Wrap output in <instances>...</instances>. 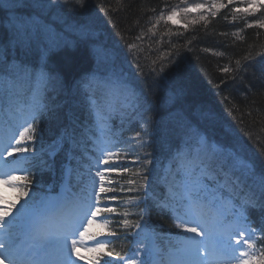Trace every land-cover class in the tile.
Returning <instances> with one entry per match:
<instances>
[{"label":"snow or ice","instance_id":"obj_1","mask_svg":"<svg viewBox=\"0 0 264 264\" xmlns=\"http://www.w3.org/2000/svg\"><path fill=\"white\" fill-rule=\"evenodd\" d=\"M19 4L20 0H0V11L5 13L0 17V30L8 32L6 41L0 37V81L7 83L10 101L19 100L26 84L35 87L23 105L27 116L0 148V186L12 192L11 196L0 193V264L4 260L8 264H160L155 240L166 234L158 233L146 219L150 205L169 213L172 226L180 230L167 237L184 257L179 264H264V247L257 249L256 244L257 240L264 244V152L257 167L240 150L211 140L200 124L211 126L215 118L210 110L200 107L187 106L178 125L171 120L156 124L151 116L153 103L138 87L137 78L145 75L138 58H133L134 72L129 73L117 65L114 51L95 43L97 32L85 15L87 0H33L36 8L79 12V19L64 22L80 42H92L93 52L104 53L97 56V66L90 73L74 83L67 81L62 73L49 68V59L60 45L44 38L38 17L24 20L9 15ZM248 4L250 7L235 11L250 14L264 7L257 0H248ZM221 7L226 5H211ZM203 9V3L173 9L166 17L161 13L156 22L173 21L181 13ZM259 26L264 27V22ZM34 51L39 53L35 65L28 61ZM17 52L22 59L17 58ZM236 64L239 66L240 61ZM150 71L153 83L163 88L160 105L171 117L178 106L186 105L188 95L185 87L176 85L180 66L167 73L164 66ZM48 91L53 93L51 99L42 95ZM64 93L66 99L57 101L56 97ZM78 96L82 101L76 99ZM81 102L89 119L94 118V126L105 131L103 138L93 139L89 135L93 125L81 124L75 111ZM114 115L120 116L121 128L127 123L138 130L124 139L122 133L108 127ZM41 119L56 121L53 138L47 144L38 131ZM175 134L183 136L184 144L175 151L160 181L152 178L147 167L151 160L136 171L121 163L134 156L135 164L140 159L135 155L137 149L152 142L167 146ZM89 143L95 155L88 157L87 167L81 171ZM61 153L65 159L60 165L65 193L73 181L80 184L85 175L88 177L81 188L83 194L73 195L71 212L65 211L68 200L64 195L32 194L33 169L55 172L56 157ZM125 173L135 179L122 182L113 177ZM159 182L168 188L163 196L156 191ZM253 185L258 186L259 193ZM250 210L262 213L258 228L251 227ZM133 216L135 219L130 218ZM129 236L133 238L131 246L122 254L124 245L121 243V251H117L116 241H126Z\"/></svg>","mask_w":264,"mask_h":264},{"label":"trees","instance_id":"obj_2","mask_svg":"<svg viewBox=\"0 0 264 264\" xmlns=\"http://www.w3.org/2000/svg\"><path fill=\"white\" fill-rule=\"evenodd\" d=\"M20 1L19 6L26 11H43L42 18L71 23L81 15L68 9L44 11L34 7L33 0H26V3ZM225 1L223 5L226 7L212 8L210 13L203 14V19L202 15L189 16L184 20V25H176L166 19L156 22L161 13L166 17V13L177 6L179 0H87L85 15L97 32L95 43L114 51L118 66L132 73L133 58H138L145 73L137 78L138 87L148 94L153 103L151 116L156 124L171 120L174 126L178 125L172 117H182L188 110L187 106L210 110L215 118L214 123L211 126L201 123L200 128L228 146L241 147L244 154L255 158L261 166V152H264V79L254 64L255 59L264 52V27L259 26L264 22L261 21L264 16L257 18V15L249 16V13H237L235 10L239 4ZM212 12L216 14L212 15ZM249 24L252 26L249 27ZM61 26L64 28L61 32L71 41L59 47L48 65L51 70L62 73L67 81L74 83L97 66L99 53L91 50L92 42H80L68 24L62 23ZM0 37L4 40L3 32H0ZM130 44L135 47L130 49ZM16 56L21 58L18 52ZM237 60L240 61L239 66ZM176 65L181 69L176 85L185 87L188 95L186 105L178 106L170 117L168 110L160 105L163 88L153 83L154 76L150 70H159L164 66L167 73ZM225 67L230 71H222ZM1 85L9 90L6 82L1 81ZM47 93L48 99H51L53 93ZM66 97L67 93H64L56 99L63 101ZM76 99L82 101V97ZM80 113L83 114L82 111ZM55 127L56 121L40 120L38 131L44 143L53 137ZM158 145H161L160 142H152L143 149H137L135 155L140 157L139 161L134 164L133 156L124 162V166L136 171L145 165L144 161ZM113 177L122 182L135 179L131 173H125L122 177L113 174ZM130 218L135 219L134 216ZM154 221L157 225H161V222L167 224L163 216ZM127 241H119L116 244L119 245L118 249H121V243L125 246Z\"/></svg>","mask_w":264,"mask_h":264},{"label":"rangeland","instance_id":"obj_3","mask_svg":"<svg viewBox=\"0 0 264 264\" xmlns=\"http://www.w3.org/2000/svg\"><path fill=\"white\" fill-rule=\"evenodd\" d=\"M185 6H189V5H195L197 3H203L204 4V9L203 10H199V11H204L207 9V2H210V1H213L215 2L216 0H185ZM24 2L26 3L27 1L24 0ZM24 2H22V4H24ZM29 2V1H28ZM174 9H177L176 7ZM179 9V8H178ZM44 11H50L49 9H43ZM173 10V9H172ZM17 11V10H16ZM21 11V13H19ZM199 11H195V12H192L191 14H197L199 13ZM16 14H20L19 16H15V18H20V19H24L26 20L28 17H38V23L39 25L41 26L42 29L45 30V33H44V38L45 39H51L55 42H57L59 45H62V44H66V42H70V39H68L64 34H62L61 31H63V27L61 26L62 23L64 24L65 22L61 21L60 19L59 20H53L52 18H42V14L44 13L43 11L39 10V9H36V10H29V11H26L24 9H18V12H15ZM14 13V14H15ZM169 14V12H168ZM189 14V13H188ZM203 15V13H202ZM13 17V15H12ZM14 18V19H15ZM188 18L187 14H183L181 13L179 16L177 17H174L173 18V21H170L176 25H179V24H182L184 25V20ZM191 19V18H189ZM178 21V22H177ZM103 51L99 52V56H103ZM2 187L0 186V193L6 195L7 196H11L12 194H10L8 191H2Z\"/></svg>","mask_w":264,"mask_h":264}]
</instances>
